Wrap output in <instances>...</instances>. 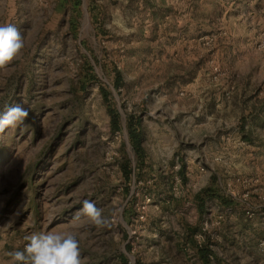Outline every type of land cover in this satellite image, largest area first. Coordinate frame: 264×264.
<instances>
[{
	"label": "rangeland",
	"instance_id": "obj_1",
	"mask_svg": "<svg viewBox=\"0 0 264 264\" xmlns=\"http://www.w3.org/2000/svg\"><path fill=\"white\" fill-rule=\"evenodd\" d=\"M7 24L0 264L49 231L86 264H264V0H0Z\"/></svg>",
	"mask_w": 264,
	"mask_h": 264
},
{
	"label": "clouds",
	"instance_id": "obj_2",
	"mask_svg": "<svg viewBox=\"0 0 264 264\" xmlns=\"http://www.w3.org/2000/svg\"><path fill=\"white\" fill-rule=\"evenodd\" d=\"M24 47L25 39L15 25H0V70L10 66ZM28 117V109L19 104L8 107L0 112V132L24 124ZM81 217L97 226L107 223L103 210L90 200L83 201L75 219ZM25 239L28 242L23 251L9 253L12 259L8 264H86L79 241L72 232H39Z\"/></svg>",
	"mask_w": 264,
	"mask_h": 264
},
{
	"label": "trees",
	"instance_id": "obj_3",
	"mask_svg": "<svg viewBox=\"0 0 264 264\" xmlns=\"http://www.w3.org/2000/svg\"><path fill=\"white\" fill-rule=\"evenodd\" d=\"M118 81H120V78H118ZM139 125H140L139 119H135L132 117L129 120V126L131 127V129H133L132 139L136 144V149L141 154V138H142V135H140V133H138V131L136 130V127H138ZM124 174H125V176H128V172H124ZM196 248H197L198 255L202 259L203 263L204 264H210L212 262L211 256L214 254V251L210 247V245L208 243H204L202 245L196 244Z\"/></svg>",
	"mask_w": 264,
	"mask_h": 264
}]
</instances>
